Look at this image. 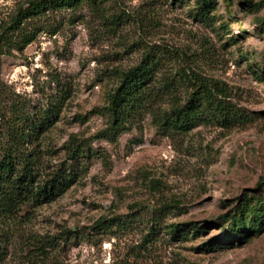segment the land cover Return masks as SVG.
<instances>
[{
  "label": "rangeland",
  "instance_id": "rangeland-1",
  "mask_svg": "<svg viewBox=\"0 0 264 264\" xmlns=\"http://www.w3.org/2000/svg\"><path fill=\"white\" fill-rule=\"evenodd\" d=\"M28 1L0 0V154L28 115L56 107L23 147L44 178L66 168L75 181L4 224L1 264H264V225L235 236L227 220L264 205V0H214L208 17L202 0H85L8 30ZM147 55L165 109L164 80L182 102L204 82L247 121L168 132L147 113L114 126L121 76ZM79 145L94 154L70 159Z\"/></svg>",
  "mask_w": 264,
  "mask_h": 264
},
{
  "label": "trees",
  "instance_id": "trees-1",
  "mask_svg": "<svg viewBox=\"0 0 264 264\" xmlns=\"http://www.w3.org/2000/svg\"><path fill=\"white\" fill-rule=\"evenodd\" d=\"M85 0H29L20 6L11 19L10 31L22 32L31 18L57 12L62 9H75ZM214 0H202L201 16L208 17ZM6 30V31H8ZM159 61L149 55L135 67L121 76L120 86L112 96L108 109L112 124L120 126L130 117L151 114L154 122L162 129L186 131L193 122L214 123L223 126L245 123L247 116L226 98L223 87L200 83L185 102L177 99L174 81L164 80L163 86L172 98L170 109L164 108V96L151 86V81L159 71ZM224 97H222V96ZM56 107L37 111L28 115L27 128L19 127L10 134L9 143L0 154V230L4 224L15 222L25 209H35L62 196L75 181L71 169L57 168L44 178L40 167V154L34 149L24 148V143L33 144L43 130L52 124ZM70 159L79 160L94 154L79 145L72 150ZM227 220L231 222L235 236L261 230L264 225V205L251 207L249 202L240 203L231 211ZM113 223L103 222L99 229L110 230ZM67 234V240L76 234ZM3 233L0 232V236ZM246 236V235H245ZM0 240V264L6 257V246ZM52 244V243H51ZM42 248H44L42 244Z\"/></svg>",
  "mask_w": 264,
  "mask_h": 264
}]
</instances>
